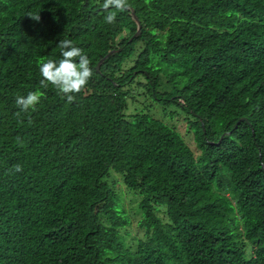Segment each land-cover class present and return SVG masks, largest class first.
I'll list each match as a JSON object with an SVG mask.
<instances>
[{"label":"trees","instance_id":"trees-1","mask_svg":"<svg viewBox=\"0 0 264 264\" xmlns=\"http://www.w3.org/2000/svg\"><path fill=\"white\" fill-rule=\"evenodd\" d=\"M128 3L0 0V264H264V0ZM62 39L93 69L72 102L39 83Z\"/></svg>","mask_w":264,"mask_h":264},{"label":"clouds","instance_id":"clouds-1","mask_svg":"<svg viewBox=\"0 0 264 264\" xmlns=\"http://www.w3.org/2000/svg\"><path fill=\"white\" fill-rule=\"evenodd\" d=\"M109 8L115 9L116 12H124L128 10L129 3L128 0H103V9ZM116 12H109L105 21L109 24L114 23ZM27 16L37 22L40 20L39 13L30 12ZM58 47L61 49L59 60L49 58L39 64L42 77L39 83L44 89L49 85L53 86L58 94L66 97L68 102H72L75 94L82 92L93 76L91 61L83 49L75 46L71 39L59 40ZM43 95L44 93L38 90L29 91L26 96L18 95L15 103L20 111L16 115L19 117L21 113L36 111ZM28 122L31 123L30 117ZM17 143L23 145L24 141L17 137ZM13 170L17 173L22 172L23 167L17 164L13 166Z\"/></svg>","mask_w":264,"mask_h":264},{"label":"rangeland","instance_id":"rangeland-1","mask_svg":"<svg viewBox=\"0 0 264 264\" xmlns=\"http://www.w3.org/2000/svg\"><path fill=\"white\" fill-rule=\"evenodd\" d=\"M139 100H140L139 102L129 101L128 108H127L126 112L131 113L135 110V108H141L143 106H148V108L150 106H153V108H155V109L150 108V110L153 112V114L156 117L163 119L165 122L175 125L176 128L183 135L185 141L191 145V143H192L191 137L189 134L186 133L185 122H183L182 117L177 116V117H175V119H169L167 116H164V115L169 114L170 110H174V109H172L171 107L161 108V107L157 106L156 102L155 103L149 102V101L143 100V98L140 99V97H139ZM156 107L161 108L162 113L159 110H157ZM174 122H175V124H174ZM109 180L116 181L117 182V184H116L117 188H118L119 184H121V178L117 174L111 173ZM138 200H139V197L136 195H132V194H126V197L124 200V206H125L128 214L131 215L132 220H133L131 228H132V232H134V233H137V232L139 233V229L135 225L136 220L139 218V211L137 210V201Z\"/></svg>","mask_w":264,"mask_h":264},{"label":"water","instance_id":"water-1","mask_svg":"<svg viewBox=\"0 0 264 264\" xmlns=\"http://www.w3.org/2000/svg\"><path fill=\"white\" fill-rule=\"evenodd\" d=\"M133 17H134V20H135V22H136V25H137V31H136V33H135V35L136 34H138L139 32H140V23L138 22V20L135 18V16H134V14H133ZM110 54V53H109ZM108 54V55H109ZM107 56V55H106ZM103 61V59H101L98 63H97V65H96V68L98 69V67H99V65L101 64V62Z\"/></svg>","mask_w":264,"mask_h":264}]
</instances>
